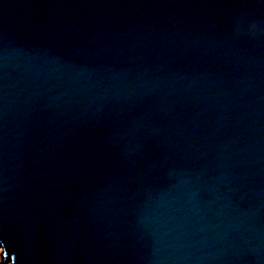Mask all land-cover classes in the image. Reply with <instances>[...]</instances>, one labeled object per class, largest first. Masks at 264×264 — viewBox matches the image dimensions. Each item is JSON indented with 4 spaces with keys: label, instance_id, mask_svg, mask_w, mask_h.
I'll return each mask as SVG.
<instances>
[{
    "label": "water",
    "instance_id": "95a60500",
    "mask_svg": "<svg viewBox=\"0 0 264 264\" xmlns=\"http://www.w3.org/2000/svg\"><path fill=\"white\" fill-rule=\"evenodd\" d=\"M0 264H264V3L0 0Z\"/></svg>",
    "mask_w": 264,
    "mask_h": 264
},
{
    "label": "snow or ice",
    "instance_id": "6c2138e0",
    "mask_svg": "<svg viewBox=\"0 0 264 264\" xmlns=\"http://www.w3.org/2000/svg\"><path fill=\"white\" fill-rule=\"evenodd\" d=\"M262 3H264V0H261Z\"/></svg>",
    "mask_w": 264,
    "mask_h": 264
}]
</instances>
